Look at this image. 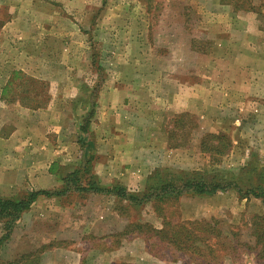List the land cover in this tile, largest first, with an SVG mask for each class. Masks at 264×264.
Instances as JSON below:
<instances>
[{
	"label": "crops",
	"instance_id": "0c3cea01",
	"mask_svg": "<svg viewBox=\"0 0 264 264\" xmlns=\"http://www.w3.org/2000/svg\"><path fill=\"white\" fill-rule=\"evenodd\" d=\"M216 8L218 16L225 13L230 20L208 24V30L216 29L221 35L208 39L214 44L212 51L199 54L189 38V56L205 61L195 76L189 73V80L184 81L171 67V56L170 68H161L167 59L146 54L147 44L161 47L162 40L171 44L170 36L160 35L152 42L143 35L129 37L122 49L126 60L122 59L119 75L123 80L118 83L114 80L118 74H109V81L89 90L86 108L78 115L71 113L70 105L81 90L65 82L81 74L63 66L71 57L73 43L65 42L57 50L60 61L53 72L35 71L33 61L44 62L46 57H30L25 49L16 61L5 63L0 73L1 98L7 84L2 86L4 75L9 70L11 76L19 73L46 79L44 76L53 75L58 83L63 82L53 87L48 103L19 104L32 110L25 127L14 123L8 135H0L1 198L8 199L19 187L28 192H61L58 196H37L17 221L33 223L40 216L51 229L41 231L43 241L36 240L26 264H176L154 256L150 240L134 227L148 224L156 230L162 228V218L151 205L134 210L111 195L74 191L79 185L84 187L89 177L97 178L101 187L118 185L130 193L139 192L156 170L179 166L180 171H189L190 145L195 146L197 155L210 159L201 152V143L206 136L218 134L228 136L231 149L214 163V169L229 172L245 168L254 156L264 170V24L255 20L253 13H226L221 5ZM128 46L137 49L133 56H125ZM14 62L20 63L19 67L15 64L18 72L9 68ZM180 114L194 118L195 123L193 118L189 121L190 130L186 123L177 124L175 116ZM85 118L88 128L83 143L79 126ZM179 135L183 137L181 144L177 143ZM86 162L91 166L89 174L83 173ZM9 172L14 176L8 178ZM19 172L23 178L15 176ZM233 192L182 196L177 201L179 219L217 218L223 209L231 208L226 201L230 195L240 203L259 200L240 199ZM224 264L235 263L225 260Z\"/></svg>",
	"mask_w": 264,
	"mask_h": 264
},
{
	"label": "rangeland",
	"instance_id": "374dc122",
	"mask_svg": "<svg viewBox=\"0 0 264 264\" xmlns=\"http://www.w3.org/2000/svg\"><path fill=\"white\" fill-rule=\"evenodd\" d=\"M218 5L225 6L226 13L230 10L242 14L253 13L257 17L255 20L264 24V0H232L231 3L228 0H0V73L4 70L2 68L6 62L10 65V61L17 60L22 49H25L30 57L31 55L39 59L46 57L44 62L41 59L33 61L35 71L53 72V69H58L57 63L60 61V57L56 54L57 50L61 49L65 42L73 43L71 57L63 66L81 74L76 80L70 77L65 82L81 90L80 96L71 100L70 105L71 113L78 115L86 108L85 102L89 90L100 82L109 81V74H118L114 78L118 83L123 80L119 75L122 70V59L126 60L122 56V49L127 47L125 39L129 37L137 38L143 35L152 42L160 35L170 36L171 44L163 40L161 47L147 44L146 54L156 53L167 59L161 68H170L171 56V67L184 81L189 80V73L195 76L196 71L202 69L205 61L199 60L200 56L197 58L189 56V38L193 39L194 48L199 54L212 51L214 44L208 39L213 40L217 35H221L216 29L208 30V24L230 20L225 13L220 12L223 14L218 16V12H214ZM206 10L213 13L205 12ZM136 23L138 25H135ZM135 52L137 49L128 46L124 54L128 57L133 56ZM5 58L7 61L3 60ZM15 64L17 67L20 66V63L14 62L12 67H7L14 68L13 71L18 72ZM10 72L9 70L4 75L2 86L6 82L7 84L2 98L0 97V135L2 136L8 135L11 128L14 129V123L25 127V119L32 110L21 108L19 104L35 106L48 103L53 98V87L63 84V82L58 83L57 76L53 75L41 79V77H26L19 73L11 76ZM175 117L179 126L186 123L190 130L189 121H192L193 117L185 114ZM78 122L79 119L74 126ZM174 134L175 138L176 133ZM182 142L183 137L179 135L177 143ZM189 153L192 155L189 156V171L215 170L216 164L206 156L197 155L194 145L189 146ZM6 159L9 160L8 156ZM254 159H256L254 156L250 157L249 161L253 163ZM8 166L11 168L14 165ZM178 167H171L166 171L177 173L180 171ZM217 170L225 172L223 169ZM230 172L232 171L224 174ZM7 175L10 178L14 173L9 172ZM15 176L23 178L21 172L16 173ZM21 181L20 183H23ZM27 193L29 192L23 187L15 188L9 199H20ZM233 194L236 196V193ZM231 196L233 197L230 195L226 199L227 203L231 204V208L223 209L216 219L223 221V228L227 225L239 227L241 243L251 242L247 231L248 225H244L243 221L251 215L261 214L264 206L260 200L240 203L231 199ZM237 202L240 203L238 208ZM167 211L175 212V216H179L177 204L175 208L172 203L169 204ZM34 220L33 223L24 220L16 222L10 237L0 247V264H26V260L33 255L31 250L36 240L39 243L43 241L41 231L50 229L49 223L44 225L46 221L40 216L35 217ZM26 230L30 231L24 235L23 232ZM3 234L0 221V237ZM153 241L149 243L152 245V252L157 253L162 261L169 262L174 259L176 264L187 263L186 257L172 253L165 245H154ZM235 261V264H257L251 253L237 255Z\"/></svg>",
	"mask_w": 264,
	"mask_h": 264
},
{
	"label": "trees",
	"instance_id": "16d2710c",
	"mask_svg": "<svg viewBox=\"0 0 264 264\" xmlns=\"http://www.w3.org/2000/svg\"><path fill=\"white\" fill-rule=\"evenodd\" d=\"M87 128L88 118H85L79 126L80 142L86 143ZM230 149L231 143L227 135H209L201 143V152L209 154L214 163L227 155ZM90 167V163L86 162L82 167L83 173L89 174ZM166 170L152 172L139 192L130 193L118 185L101 187L99 180L94 177H89L84 187L79 185L74 191L111 195L125 201L134 210L150 204L153 211L162 218V228L156 230L148 224L134 227L145 234L148 240H154V245H165L172 253L186 257L187 263L184 264H224L227 259L236 262V256L243 253L253 254L257 264H264V212L244 219L251 242L241 243L242 236L237 226L227 225L223 228V221L216 218L181 221L179 216H175V212L167 211L169 204L172 203L175 208L182 196H212L227 191H234L240 199H259L264 206V170L257 159L253 163L249 161L245 168L227 174L217 169L211 172L205 170L177 173ZM74 177L76 176L71 180ZM60 193L29 192L20 199L0 197V221L4 231L0 237V247L10 237L16 222L37 196H58ZM150 249L152 250V245ZM152 253L159 257L157 253ZM170 261L174 262V259Z\"/></svg>",
	"mask_w": 264,
	"mask_h": 264
}]
</instances>
